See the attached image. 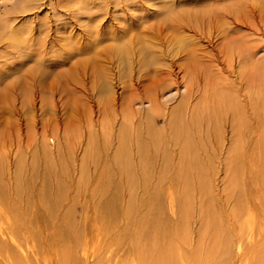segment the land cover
Returning <instances> with one entry per match:
<instances>
[{
    "label": "rangeland",
    "instance_id": "1",
    "mask_svg": "<svg viewBox=\"0 0 264 264\" xmlns=\"http://www.w3.org/2000/svg\"><path fill=\"white\" fill-rule=\"evenodd\" d=\"M59 1L0 0V22L4 24L1 26L6 28H3V33L0 32V94L8 87L10 88L12 81L17 82L16 87L9 90L8 99L0 97V139L2 144L4 141V148H2L0 156L7 170L8 166H11L12 169L17 158L21 156L23 171L32 173L33 185L36 186L42 183L43 174L40 178L35 173H45V160L49 159L54 164L61 159L65 164V169L61 172L57 171L56 164L52 165L50 173L53 177L46 173L49 186L61 183L64 185L63 193L64 191L66 193L57 204L60 209L56 205L52 215L47 214L39 202L32 199L30 227L28 226L26 229L34 231L38 240L39 238L40 240H44V238H46L45 241L49 240L59 221L58 215L65 210L66 213L71 208L75 226H80L85 238L90 242L88 245L90 254L86 259L87 262L83 263L84 260H82L81 264H93L96 259L102 261L100 253L104 257L110 256V264H134L136 262L134 255L138 252V246L133 244V252H129L127 249L131 241L129 236L133 234L140 216L134 218V215L143 211L150 203L153 205L158 203L164 207V215L173 223L177 219L178 210L184 198V189L180 182L182 175L177 169H164L163 164H160L158 169L152 167L144 176V180L139 172H133L131 175L133 183L130 184L126 175L113 170L109 174L108 185L100 188L101 172L89 161L90 153L83 154L81 152V145L84 146L85 139L87 141V137L93 135L98 145L103 147L104 152L107 155L112 154L117 142H114V131L110 134V128L116 131L119 124L125 122L120 115V107H122L120 101L112 103L110 97L118 96L121 92L124 95L128 94L127 92L130 93L134 89L132 83H138L139 79H141L140 84L147 83L158 74L154 72L155 63L148 64L147 68L143 69L140 63L136 62V53L148 40L158 41L160 42L158 47L164 48L167 36L171 39L183 29L177 22L174 23V19H164L165 14L180 10L194 13L201 8L202 4L194 2V0ZM210 1L206 4L211 3L215 7H224L232 2V0ZM249 3L251 4V0ZM22 5L26 9L21 7ZM74 7H78V9H74ZM220 18L211 22L212 25L211 27L209 25V29L215 30L213 25H218L217 21H220L219 25L224 27ZM55 27L56 29H54ZM183 27L188 29L186 23L183 24ZM8 29L14 31L16 42L10 38V35L8 37L10 34ZM161 29L163 33L160 34L158 30ZM119 37L133 50L131 52L133 58L131 54L130 62L127 61L128 59L125 62L120 61L110 49L117 43L116 40ZM203 40L206 44L208 38L204 37ZM263 43L259 42L255 54V60H257L260 69H264ZM172 45L166 43L165 46L167 48L170 46L169 49H171ZM163 61L169 62L168 59ZM257 77L258 90L261 91L264 89V70L259 71ZM35 89L38 100L32 104L28 100H31L30 96ZM180 89V93L184 94V88L181 86ZM163 96V105L156 111L160 116L154 124L166 132L171 119L165 121V113L167 112L168 116L170 107L174 105L175 89L170 86ZM55 98L60 99V102H57ZM11 100L15 103L14 105ZM22 101H24L23 104H21ZM135 106L137 109L141 106L147 108L148 102L136 103ZM141 117L142 115L138 114L134 118V122L147 120L145 116ZM254 117L255 132L251 137L252 140L249 141L246 137L241 143V148H247V150L241 156L243 165L240 172L219 170L214 167H217V163L211 158V162L214 164L213 168L210 172L203 173L204 176H200L202 183L197 184L198 176L191 175L190 180L193 186L189 191L190 199L194 203L212 205L215 209L212 211L213 214L220 215L219 209H221L222 203L230 205L236 200L234 198L238 193L243 194L245 198L243 202H248L250 197L258 201L263 200L264 195L259 190L262 191L264 188L259 186V180L264 177V122L263 120L259 121V116L258 119L257 116ZM181 119L184 120L182 117ZM229 129L228 125L221 128L223 137L217 152H215V155H218L217 158L224 159V162L225 157L222 156L230 147L231 142ZM16 132H19L23 138L19 141V146L15 145V142L11 143V140H15V136L18 135ZM12 136L13 138H11ZM206 142L209 150H213L211 142ZM8 147L11 148L10 153L7 151ZM170 155H172L170 162L176 164L178 159L175 158V153L170 150ZM81 156L88 162V165L85 163L84 166ZM31 159L32 165L28 164ZM106 159H109L108 156ZM28 166L29 169H27ZM116 184L118 185L117 189L114 186ZM201 186L202 189H200ZM107 199H111L112 202L114 200L118 205L116 219L109 228L114 243L106 241V236L101 230L99 231L100 222L96 219V205L103 204ZM131 204L133 212L126 214L125 212L132 210ZM152 204L150 205L152 206ZM250 222L254 229L253 236L249 240V235H247L249 231H247L244 235L242 234V243L239 247L238 244L233 246L235 253H237V247L242 252L243 264H252L258 252L260 244L257 240L259 241L264 235V213L256 214ZM1 225H5V222H2ZM26 232L30 237L28 231ZM26 232L20 231L22 245L15 244L17 241H11L5 233L0 234V242H3L4 246L0 251L4 257L6 256L8 260L11 259V252H13L22 258V256L24 257L23 253H28L30 245L28 247V243H24L23 239V236L27 237ZM261 234L262 236H260ZM115 244H118L119 247ZM27 256L29 258L31 256V262L36 257L33 253H28ZM0 264H3V261H0Z\"/></svg>",
    "mask_w": 264,
    "mask_h": 264
},
{
    "label": "bare ground",
    "instance_id": "2",
    "mask_svg": "<svg viewBox=\"0 0 264 264\" xmlns=\"http://www.w3.org/2000/svg\"><path fill=\"white\" fill-rule=\"evenodd\" d=\"M195 1L199 4L201 2L202 5L197 11L194 10V13H191V10H188L190 13L180 10L165 14L163 17L164 19H174V23L177 22L183 28L178 31V36L174 35L175 37L171 39L167 36L164 48L158 47L160 44L158 41H145L147 45H141L139 52L136 53V62L140 63L143 69H146L148 64L155 63L154 72L158 74L147 83L140 84L141 79L138 83H132L134 89L130 93L127 92L126 96L121 92L118 96L110 97L112 103L120 101L122 106L120 115L125 122L119 124L116 131L110 128L109 132L112 134L114 131L113 139L114 142H117L112 154L107 155L93 135L92 137L86 136L85 145H81L82 151H80L83 154L89 152V161L101 172L100 188L108 185L109 174L113 170L126 175L130 184L133 183L131 178L133 172H139L144 180L147 172L152 167L158 169L160 164H163L164 169H177L182 175L180 182L184 189V198L179 207L177 219L175 218L173 223L164 215V207L158 203L154 205L150 203L152 206L149 204L143 211L134 215V218L140 216L133 234L129 236L131 241L127 248L129 252H133V244L138 246V252L134 255L136 261L134 264H243L242 252L238 250L242 243V234L249 231L247 235L250 240L254 232L250 220L256 214L264 213V196L260 201L250 197L248 202H243L245 199L243 194L238 193L234 198L236 200L230 205L222 203L223 205L219 209L220 215L213 214L212 211L215 209L212 205L194 203L189 196V191L193 186L190 180L191 175L198 176L197 184L202 183L200 176H204L203 173L210 172L213 168L214 164L211 162V158L217 163V167H214L219 170L240 172L243 165L241 156L247 150V148H241V143L246 137L249 141L252 140L251 137L255 132L254 116H257V119L259 116V121L263 120L264 122V89L258 90L257 84V73L264 69H260L257 60H255L259 42H264V0H251V4L249 0H232L229 5L224 7H215L211 3L206 4L210 0ZM126 3H124L125 6ZM23 5L21 7L25 8ZM74 9H78V7H74ZM223 10L224 12H221ZM220 14L221 16H219ZM218 18L223 21L225 26L222 27L219 25L220 21H217L216 23L219 22V24L213 25L215 30L209 29V25L210 27L212 25L211 22H215ZM184 23L188 26L187 30L183 27ZM1 24L3 23L0 22V32L3 33L6 28ZM8 30L10 32L8 37L11 36L10 38L16 42L14 31ZM7 31L6 33H8ZM158 32L161 34L163 30H158ZM259 36L260 38H258ZM204 37L208 38L206 44L203 40ZM116 41L117 43L110 49L120 61L125 62L128 59L127 61L130 62L132 48L120 37ZM166 43L175 46L172 45L173 48L169 49L170 46L167 48ZM165 58L169 62L163 61L166 60ZM16 83V81H12L10 88L8 87L0 94L1 99L9 98L8 92L16 87ZM124 86L123 88H125ZM170 86L175 89V99L174 105L170 107L171 110H168L169 115L167 116V112L165 113L164 120L171 119V122L169 121V129L164 132L161 130L162 128H157L154 122L160 116L156 111L163 105V95ZM181 86L184 88V94L179 91ZM35 91L37 92L36 89L32 91L31 100H28L30 103H35L38 100ZM55 100L60 102V99L55 98ZM11 101L14 105L13 100ZM144 101L148 102V107L141 106L137 109L136 107L139 105L135 106V104H142ZM23 103L24 101L21 104ZM164 108L166 109V107ZM138 114L142 117L145 116L147 120L134 122V118ZM115 125L117 126L116 123ZM225 125L230 127L231 142L230 147L222 156L225 157L224 162V159L217 158L218 155H215V152H217L223 137L221 128ZM16 133L18 135L15 136V140H11V143L15 142L14 144L18 145L23 138L19 132ZM206 141L211 142L213 150H209ZM3 144L0 139V154L4 148ZM10 149L8 147L7 151L9 152ZM170 150L175 153V158L178 159L176 164L170 162L172 156ZM107 156L109 159H106ZM20 157L17 158L12 169L7 165L9 167L7 170L0 156V234L5 233L11 241H17L15 244L22 245L20 231H28L30 237L26 232L27 237L23 236L24 243H28V247L30 245L28 253H33L36 257L31 262V256L29 258L27 252L23 253L24 257L22 256V258L11 252V259L8 260L0 251V261H3V264H30V262L31 264L34 262L35 264H81L80 261L84 260L83 263H86L90 254L88 246L90 242L85 238L80 226H75L71 208L66 213L65 210L58 215L59 221L49 240L45 241L46 238L38 240L34 231L26 229L28 226L30 227V211L33 200H37L41 208L47 214L52 215L54 207L66 193L65 191L63 193V183L49 186L46 176L47 173L48 176L53 177L50 173L52 165L56 164L57 171L61 172L65 169V164L61 159L55 160L54 164L49 159L45 160V173H35L40 178L43 174V181L37 187L33 185L32 173L23 171ZM32 162L31 159L28 164L32 165ZM82 162L84 166L85 163L88 165L85 159H82ZM84 166L82 165V168ZM114 186L117 189L118 185ZM259 186L264 188V177L259 180ZM48 187L51 189L49 190ZM259 191L264 195V190L260 189ZM117 206L114 200L112 202L111 199H107L103 204L98 203L95 207L96 219L101 226L99 231L101 230L106 236V241L111 243H114V239L109 228L116 219ZM58 209L60 208L58 207ZM131 209L125 213L132 214V204ZM2 222H5V225L2 226ZM257 242L260 246L259 249L257 248L258 252L252 264H264V235ZM257 242L255 241V243ZM237 244V253H235L233 246H237ZM115 245L119 247L118 244ZM23 246L25 245L23 244ZM3 247V242H0V249ZM103 249L105 248L103 247ZM99 255L103 258L102 261L96 259L93 264H108L110 262L109 255V257H104L102 253Z\"/></svg>",
    "mask_w": 264,
    "mask_h": 264
}]
</instances>
